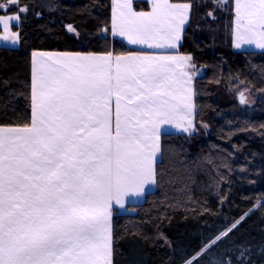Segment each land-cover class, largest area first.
Listing matches in <instances>:
<instances>
[{
    "label": "trees",
    "instance_id": "obj_1",
    "mask_svg": "<svg viewBox=\"0 0 264 264\" xmlns=\"http://www.w3.org/2000/svg\"><path fill=\"white\" fill-rule=\"evenodd\" d=\"M170 1L191 6L178 51L203 70L194 131L161 136L155 189L113 215L112 264H186L215 239L188 264H264V99L245 103L246 92L264 97V50H234L233 0ZM7 7L0 16L19 14L20 43L0 47V126L31 123L33 51H135L111 35V0Z\"/></svg>",
    "mask_w": 264,
    "mask_h": 264
},
{
    "label": "snow or ice",
    "instance_id": "obj_2",
    "mask_svg": "<svg viewBox=\"0 0 264 264\" xmlns=\"http://www.w3.org/2000/svg\"><path fill=\"white\" fill-rule=\"evenodd\" d=\"M173 7L155 0L152 12H136L124 0L120 34L152 47L155 25ZM236 13L238 41L258 36L264 48V0H236ZM9 19L19 17L0 16L6 33ZM53 65L36 77L31 125L0 127V264H110L111 202L155 182L156 129L175 108L162 100L151 63L77 56Z\"/></svg>",
    "mask_w": 264,
    "mask_h": 264
},
{
    "label": "crops",
    "instance_id": "obj_3",
    "mask_svg": "<svg viewBox=\"0 0 264 264\" xmlns=\"http://www.w3.org/2000/svg\"><path fill=\"white\" fill-rule=\"evenodd\" d=\"M134 1L135 0H131L132 8L134 11L145 13L152 12L155 0H145L150 5V9L148 11L136 10L133 6ZM123 3L124 0H111V35L115 39L122 41L125 45H127L131 49H134L135 51L121 55H115L112 52L92 53L76 51H33L31 55V123L36 113V109L34 108L33 88L34 83L36 81V77L39 74V69L41 65L43 64L45 67H47L49 65H53L54 61H66L70 57L76 58L77 56L95 57L100 60H105L110 56L113 65H115L116 57H121L125 60L143 62L145 64L151 63L160 70L158 78L161 80L163 85L161 89V91L164 93V95H162L161 97L162 100L167 101L169 105H172L175 108V110L171 113L170 122L161 123L156 129L157 138L155 140V143L158 147L157 151L155 152L152 164L154 172L153 178L155 182L146 184L142 193L137 194L135 192H130L124 195L122 197V203H116L115 199H113V201L111 202L110 215L108 219V225L110 230V254L108 260L110 264H112L113 255V215L116 213H127L129 211V205L139 204L143 202L146 194L155 189L156 164L161 157V136L166 133H191L194 131L193 122L197 113V94L195 91V78L200 76L203 72L202 69H194L189 55L182 54L178 51V48L182 42L183 32L190 22L191 6L189 3H173L170 0H167V3L174 7L169 10L166 15H162L160 22L155 25L158 31L153 33V38L149 41L150 43H152V47H149L148 43H130L127 35L120 34V28L123 23V19L120 14V5ZM161 3H163V0H161ZM185 5H187L186 10H184L183 8V6ZM180 12H183V23L179 24V38L175 39L174 34L171 31L170 25L176 24L177 20H179L180 18ZM173 13H175L176 15L174 16ZM18 24L19 23H13V25ZM16 43V48H18L20 43L19 35ZM157 44H159L160 46L157 47ZM234 46L235 43L233 31V47ZM65 54H70V56H66ZM115 104V96H113L111 104L113 129L115 127ZM0 127L23 128L13 126Z\"/></svg>",
    "mask_w": 264,
    "mask_h": 264
},
{
    "label": "rangeland",
    "instance_id": "obj_4",
    "mask_svg": "<svg viewBox=\"0 0 264 264\" xmlns=\"http://www.w3.org/2000/svg\"><path fill=\"white\" fill-rule=\"evenodd\" d=\"M228 2V0H219L218 4L219 6H224L226 3ZM233 3H234V11H235V14H234V23H233V31H234V43H235V46H234V50L236 51H241V50H264V48H260V47H257V44H256V40L259 39V37H253V42L251 43H248V42H242V41H238L237 39V13H236V0H233ZM8 4L10 3H7V6ZM12 5V4H11ZM7 6H4V9L8 8ZM6 18L8 17H19V19H9L8 20V30H7V33L5 31V28H4V25L3 24H0V47L1 46H8V47H12V48H16L17 46V38H18V31L14 30L13 29V23H20V16L18 13H12V14H4L2 15ZM241 31H243V29H241ZM9 35V39L7 40H4L2 39V37L4 35ZM239 43V47L237 46V44ZM241 95V94H240ZM259 99H264V97H261L257 94H251V93H248L246 92V97H245V103L249 104V105H252L254 104L257 100ZM238 222L234 223L233 225H231L227 231H225L221 236H223L224 234H226L229 230H231ZM202 253V252H201ZM197 257V255H196ZM195 257V258H196Z\"/></svg>",
    "mask_w": 264,
    "mask_h": 264
},
{
    "label": "water",
    "instance_id": "obj_5",
    "mask_svg": "<svg viewBox=\"0 0 264 264\" xmlns=\"http://www.w3.org/2000/svg\"><path fill=\"white\" fill-rule=\"evenodd\" d=\"M219 238V237H218ZM216 240V239H215ZM215 240H213L211 243H209L203 250H201L198 254H197V256L199 255V254H201V252H203L206 248H208L212 243H214L215 242ZM196 257V255L193 257V258H191L186 264H188L190 261H192L194 258Z\"/></svg>",
    "mask_w": 264,
    "mask_h": 264
}]
</instances>
